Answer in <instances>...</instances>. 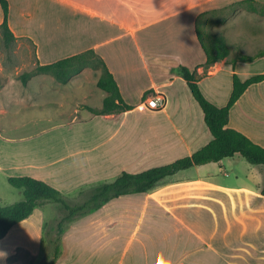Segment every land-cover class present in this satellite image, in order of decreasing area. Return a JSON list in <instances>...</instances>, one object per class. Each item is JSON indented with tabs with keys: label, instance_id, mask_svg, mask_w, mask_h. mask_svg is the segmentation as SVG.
<instances>
[{
	"label": "crops",
	"instance_id": "crops-1",
	"mask_svg": "<svg viewBox=\"0 0 264 264\" xmlns=\"http://www.w3.org/2000/svg\"><path fill=\"white\" fill-rule=\"evenodd\" d=\"M5 1L15 38L6 49L29 52L26 73L92 50L130 109L89 111L100 109L106 96L96 85L100 69L85 68L66 84L43 73H31L25 85L19 79L2 82L3 182L31 177L67 198L122 172L190 156L211 135L176 68L194 74L216 107L227 104L233 74L241 81L264 74V17L241 8L229 11L242 0ZM55 6L78 17L77 38L65 34L70 21L53 18ZM31 11L47 17L31 23ZM201 13L208 18L223 13L211 28L222 32L229 48L226 59L209 66L195 31ZM240 57L253 61L231 64ZM2 71L7 69L0 65ZM156 94L164 100L161 110L140 107ZM228 127L264 148V80L247 87L233 104ZM263 186L264 166L237 154L179 171L147 193L114 199L76 220L64 233L67 254L56 264H156L161 255L173 264H249L264 252ZM44 203L0 240V264H23L13 259L17 252L36 257L43 250Z\"/></svg>",
	"mask_w": 264,
	"mask_h": 264
},
{
	"label": "trees",
	"instance_id": "trees-1",
	"mask_svg": "<svg viewBox=\"0 0 264 264\" xmlns=\"http://www.w3.org/2000/svg\"><path fill=\"white\" fill-rule=\"evenodd\" d=\"M0 6L3 12L0 35L4 45L8 48L11 42L15 41V38L7 24L8 4L5 0H0ZM240 8L264 17V5L253 0L235 2L228 9L234 11ZM206 17L207 13H201L198 16L195 22V31L205 55V66H209L226 59L229 48L222 35H216L214 32L203 34L202 27L208 22L211 23L207 21ZM235 61L251 62L253 58L240 57L237 60H231V64H234ZM85 68L100 69L96 85L106 93L102 107L97 110L89 109L91 113L106 115L130 109L129 106L124 104L112 75L92 50L52 64L37 66L31 73L48 74L56 82L66 84ZM176 72L184 79L193 99L202 111L203 121L211 135V140L205 146L190 156L180 158L164 166L138 173L122 172L112 182L96 184L82 190L80 192L81 201L74 204H70L60 192L43 181L31 177H10L7 179V183L14 189L22 190L23 199L10 205H0V240L7 235L13 226L27 219L40 204L43 202L55 203L59 206L61 214L53 222L45 224L44 239L47 246L52 249V255L49 260L42 263L54 264L60 257L65 255L63 254L60 237L67 231L69 226L76 220L99 210L114 199L147 193L157 187L164 179L179 171L193 166L217 163L236 154L251 165L264 166V148L254 144L240 132L228 127L230 108L247 87L262 82L264 74L250 77L244 81L233 74L232 91L227 104L223 107H216L203 96L197 85V77L194 74L181 66L176 68ZM31 73L25 72L19 76L23 85L26 84ZM261 194L264 195V186Z\"/></svg>",
	"mask_w": 264,
	"mask_h": 264
},
{
	"label": "rangeland",
	"instance_id": "rangeland-1",
	"mask_svg": "<svg viewBox=\"0 0 264 264\" xmlns=\"http://www.w3.org/2000/svg\"><path fill=\"white\" fill-rule=\"evenodd\" d=\"M30 13H31V18H32L30 20L31 23L35 21H44L45 18L47 17L45 16V14H41V12L39 11H31ZM52 16L54 19H59L60 21L62 20L70 21L72 23V26H69L65 29V32H66L65 34L69 37L77 38L78 36V28H77L78 17L77 16L72 15L71 11L69 10H63L60 8L57 9L56 6L52 12ZM222 16H223V13H214L212 17H209V18L206 17V18H207V21H210L213 24L214 21H220ZM211 23L208 22L207 24H205L204 27H202L203 34L212 32ZM215 23H218V22H215ZM214 34L222 35V32L220 30H216V32L214 31ZM11 50L6 49V46L4 45L2 38H1L0 39V65L1 67L6 68L7 71L6 72L2 71L0 73V85H2V82H13V80L15 81V79L20 80L19 76L22 73L27 72V70L23 68L25 64L28 63L30 60L29 52L25 51L26 50L25 49L23 51H18L16 54H14L13 51ZM11 91L13 92L14 90H11ZM71 96L74 98L76 97V94H73ZM78 100H80V98ZM5 133L7 134L8 132H5ZM22 199H23V195H22L21 190L12 188L7 182H3L0 179V205L1 206L13 204V203L21 201ZM66 199L70 204H74V203L81 201L82 198H81V195L76 192L74 194H71ZM44 204L47 205L45 207L47 211L46 223H51L54 220H56L57 217L60 216L61 214L60 208L55 203L46 202ZM72 224L69 226V228L72 226ZM64 235L65 234H63L60 237L62 245H63ZM42 240L44 242L43 250L38 252V255L36 257L29 256L28 253H24V252L22 253L19 251L16 253L13 259L14 260L20 259L23 261V264H42L45 260H49L52 255V249L47 246L45 239H44V234H43ZM63 254H65L64 256H66L67 254V250L64 247V245H63ZM62 257H60L59 259H62ZM255 258L256 259H252L251 261H249L250 262L249 264H264V252L262 253L261 256L256 255ZM59 259L54 264H56L59 261Z\"/></svg>",
	"mask_w": 264,
	"mask_h": 264
},
{
	"label": "built area",
	"instance_id": "built-area-1",
	"mask_svg": "<svg viewBox=\"0 0 264 264\" xmlns=\"http://www.w3.org/2000/svg\"><path fill=\"white\" fill-rule=\"evenodd\" d=\"M163 106H164V100L159 94L147 98L145 102L140 105V107L142 108L156 110V111L161 110Z\"/></svg>",
	"mask_w": 264,
	"mask_h": 264
},
{
	"label": "clouds",
	"instance_id": "clouds-1",
	"mask_svg": "<svg viewBox=\"0 0 264 264\" xmlns=\"http://www.w3.org/2000/svg\"><path fill=\"white\" fill-rule=\"evenodd\" d=\"M156 264H173L171 260L164 259L163 256H158ZM179 264H183V261H179Z\"/></svg>",
	"mask_w": 264,
	"mask_h": 264
}]
</instances>
